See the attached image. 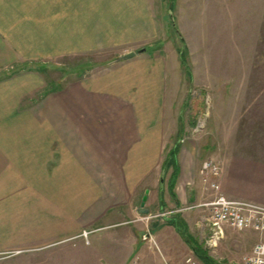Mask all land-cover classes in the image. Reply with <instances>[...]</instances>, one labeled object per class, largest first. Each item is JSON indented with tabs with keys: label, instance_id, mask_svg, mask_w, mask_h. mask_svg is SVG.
<instances>
[{
	"label": "crops",
	"instance_id": "crops-1",
	"mask_svg": "<svg viewBox=\"0 0 264 264\" xmlns=\"http://www.w3.org/2000/svg\"><path fill=\"white\" fill-rule=\"evenodd\" d=\"M156 1L0 0V264L63 263L54 249L93 245L84 232L134 222L119 217L151 197L163 211L207 194L188 147L168 184ZM102 55L87 76H52L70 70L58 59Z\"/></svg>",
	"mask_w": 264,
	"mask_h": 264
},
{
	"label": "rangeland",
	"instance_id": "rangeland-1",
	"mask_svg": "<svg viewBox=\"0 0 264 264\" xmlns=\"http://www.w3.org/2000/svg\"><path fill=\"white\" fill-rule=\"evenodd\" d=\"M156 3L159 37L151 45L162 49L157 54L165 57L167 83L171 84L166 94L171 97L168 107H172L165 122L155 120V126L164 124L165 134L171 135L163 163L168 184L178 173L181 147H188L198 165L209 159L218 163L221 191L226 196L264 204V0ZM107 59V55L58 59L57 63L70 65V70L52 76L64 73L72 79L76 75L70 73L81 70L87 76L92 67ZM78 64L81 70H71ZM175 148L176 158L170 160ZM200 191L193 192L199 193V202L210 199ZM187 193L191 195V190ZM159 203L160 198L156 202L151 197L148 213H139L138 207L132 216L119 217L131 218L132 223L96 234L84 232L82 239L87 244L93 240L91 246L78 241L54 249L65 250L60 264H187L189 257L200 264H244L245 256L262 239L259 232L227 226L214 246L209 242L211 230L197 225L207 214L205 208L190 209L197 203L188 201L181 208L165 205L162 211ZM174 218L210 262L200 258L168 222Z\"/></svg>",
	"mask_w": 264,
	"mask_h": 264
},
{
	"label": "built area",
	"instance_id": "built-area-1",
	"mask_svg": "<svg viewBox=\"0 0 264 264\" xmlns=\"http://www.w3.org/2000/svg\"><path fill=\"white\" fill-rule=\"evenodd\" d=\"M201 180L210 199L190 207L205 208L207 214L198 222V227L211 230L210 244L217 245L224 237V229L229 226L239 231H255L261 234V241L245 256L244 264H264V206L252 202L229 198L221 191L220 167L214 160L202 163ZM85 234V233H84ZM187 264H200L194 257Z\"/></svg>",
	"mask_w": 264,
	"mask_h": 264
},
{
	"label": "trees",
	"instance_id": "trees-1",
	"mask_svg": "<svg viewBox=\"0 0 264 264\" xmlns=\"http://www.w3.org/2000/svg\"><path fill=\"white\" fill-rule=\"evenodd\" d=\"M174 24V23H173ZM182 38V37H181ZM182 52H184V50H182ZM175 149L172 150V153H171V156H170V160H172L173 158L175 159L176 158V155H175ZM178 173H175V175H177ZM168 222H171L174 227L181 233L182 236L185 237L187 243L191 244L193 246V250H195V252L197 253V255L202 258L203 260H205L206 262H210L209 258L207 255H201L199 253V250L197 249L196 245L192 243L191 241V237L190 235L185 231V229L182 227V224L180 223V220L178 218H174L172 220H169Z\"/></svg>",
	"mask_w": 264,
	"mask_h": 264
},
{
	"label": "water",
	"instance_id": "water-1",
	"mask_svg": "<svg viewBox=\"0 0 264 264\" xmlns=\"http://www.w3.org/2000/svg\"><path fill=\"white\" fill-rule=\"evenodd\" d=\"M171 18H172V22L174 23L175 19L172 15V12H171ZM141 51H144V50H141ZM136 55V52H130V53H127V54H124L122 56H119L115 61H123V60H127V59H130V58H133L134 56ZM164 177L165 175L163 174L162 175V178H161V182L162 184L164 183ZM145 204H143L144 206ZM142 213H148L149 212V209L147 208H142L141 210Z\"/></svg>",
	"mask_w": 264,
	"mask_h": 264
}]
</instances>
